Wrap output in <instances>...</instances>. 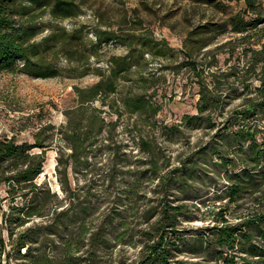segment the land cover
<instances>
[{"label":"rangeland","instance_id":"1","mask_svg":"<svg viewBox=\"0 0 264 264\" xmlns=\"http://www.w3.org/2000/svg\"><path fill=\"white\" fill-rule=\"evenodd\" d=\"M77 3V15L62 21L61 25L69 30L75 26H84L89 41L95 40L96 28L116 29L121 33L146 35L147 39L165 38L173 50L168 58L155 56L149 48L144 53L137 51L133 66L119 81L118 91L108 98L110 104L104 105L102 99L95 101V106L106 109V122L114 121L116 124L106 127L98 136L89 164L78 168L70 157L72 146L65 139L61 128L68 120L65 111L79 104L75 87H86L97 82L101 77L99 70L95 68L85 76H75V73L70 76L65 72L54 78L0 71V139L16 137L19 143L27 140L34 142L36 134L41 131L42 141L52 143L47 147L45 170L37 182L51 188V201L61 200V205L72 206L71 215L79 216L69 230L74 248L77 247V241L88 235V231L82 228L83 221L89 227H94L105 220L111 242L109 247L102 250L104 256L101 264H144L141 230L156 219L149 218V222H146L144 212L148 210L150 217L164 203V195L171 184L170 180L160 179V176L173 166L180 165L181 160L193 152H197V179H188L187 182L181 180L172 189L173 200L186 205L178 233L188 239L186 245L173 252L175 264H224L218 258L217 244L211 233V228L221 223L222 213L235 224L252 221L250 230L253 242L264 248L261 233V229H264V179H230L228 171L231 167L216 154L220 150L226 156L231 153L234 156L236 153L247 158L249 150L247 147L243 150L239 145H228L216 128H193L184 122L186 115L199 113L200 100L199 84L193 70L184 65L190 59L185 38L199 27L211 28L220 22L221 29L203 34L211 43L196 50L192 59L197 60L200 66H207L214 61L212 54L217 53V64L207 67L206 75L213 71H229L232 66L244 68L247 58L240 60L241 48L234 51L233 59L230 44L220 50L216 49L218 45L239 37L232 32L228 20L237 12L245 10V1L77 0ZM39 17L51 20L53 16L47 12ZM135 46L138 49L141 47L140 44ZM127 53V45L114 41L106 44L100 55L92 56L90 62L93 67L102 68L108 75L112 66L111 57ZM58 65L69 67L70 63L63 55ZM259 83L255 78L254 86ZM146 89L152 103L159 107L158 112L152 116L131 113L124 99ZM243 101L242 95L236 96L225 108V113ZM261 129L260 135L264 136V121ZM141 137L149 139L157 147L155 156L150 153L148 156V153L142 151ZM118 146L122 148L117 157L118 161H122L118 164L120 172L116 174V179H104L109 167L113 165L112 147ZM202 147L207 148V156L205 152L198 154ZM35 151L42 150L37 147ZM61 156L65 162L70 160L69 179H61L63 173L60 170L64 168L63 163L61 168L58 166ZM138 157H149V172L146 175L139 173L144 166L134 163ZM152 160L161 167L158 174L152 171ZM250 165L254 168V164ZM236 183H242V188L233 194ZM69 189L77 193L74 204H71L68 197ZM7 196L6 187H2L0 234L6 238L7 250L10 251L9 261L4 264H33L31 259L22 257L13 247L10 230L3 222L12 204ZM86 206L88 210L83 212ZM202 235L206 236L203 246L202 242L195 240ZM196 247H199V253L192 252ZM39 248L36 252L53 253L52 247ZM224 250L226 254L234 250L239 255L237 259L240 263L244 262L242 257L245 256L251 264H264V255L251 256L238 247L230 249L226 246ZM81 253L75 249L76 256Z\"/></svg>","mask_w":264,"mask_h":264},{"label":"trees","instance_id":"2","mask_svg":"<svg viewBox=\"0 0 264 264\" xmlns=\"http://www.w3.org/2000/svg\"><path fill=\"white\" fill-rule=\"evenodd\" d=\"M243 1L246 4L245 10L237 12L228 20L232 32L239 37L218 45L216 50L230 44L233 59L234 51L241 48L240 60L247 58L244 68L232 66L229 71H213L206 75V68L217 64V53L212 54L214 61L207 66H200L197 60L192 59L196 50L211 43L203 34L221 29L220 22L210 26L211 28L199 27L185 38L190 59L184 65L193 70L199 84L200 100L199 113L186 115L184 122L193 128H216L228 145H239L243 150L247 147V158L236 153L234 156L233 153L226 156L220 150L216 151L221 161L231 167L228 171L230 179H264V136L260 135L261 123L264 121V1ZM78 10L77 0H0V71L21 72L37 78H54L65 72L70 76L74 73L75 76H85L95 68L99 70L101 77L97 82L86 87H75L79 104L65 111L68 120L61 128L65 139L72 146L70 157L76 168L89 164L98 136L106 127L116 124L114 121L106 122V109L95 106V101L102 99L104 105L110 104L108 98L118 91L119 81L133 66L137 51L144 53L149 48L155 56L168 58L173 50L165 38L147 39L146 35L121 33L116 29L96 28L95 40L89 41L84 26H75L69 30L61 25L62 21L77 15ZM47 12L53 16L51 20L39 17ZM46 30L48 32L44 33ZM114 41L127 45L128 53L111 57L112 66L110 73L106 75L102 68L93 67L90 60L92 56L100 55L106 44ZM139 44L140 49L135 46ZM63 55L69 61V67L58 65ZM255 78L260 82L257 86H254ZM241 95L244 101L229 113H225L229 102ZM124 102L131 113L152 116L159 110L152 103L147 89L142 93L129 95ZM40 136L41 131L36 134L34 142L27 140L21 143L16 137L0 139V193L2 187H6L7 198L12 200L3 222L10 230L12 245L22 257L31 259L33 264H101L104 256L102 250L109 247L111 242L106 232V221L103 220L94 227H89L83 221L82 228L88 231V235L77 241V247L74 248L69 230L79 216L71 215L72 206L61 205V200L51 201V188L37 182L45 170L47 147L52 145L44 143ZM140 146L148 156L149 153L156 155L157 147L149 139L141 137ZM37 147L42 151H35ZM112 149L113 165L109 167L104 179H116V174L120 172L118 164L122 161H118L117 157L122 148L118 146ZM204 152L207 156L206 147L198 150V154ZM196 154L197 152L191 153L181 160L180 165L173 166L160 176V179L170 180L171 185L164 195V203L150 217L148 210L144 212L146 222H149V218L152 220L156 217L148 227L141 230L144 264H175L172 259L173 252H177L188 242L187 236L183 237L178 233V225L186 205L173 200L172 189L181 180L187 182L188 179H197L199 170L195 161ZM62 163L64 168L60 170L63 173L61 179H69L70 160L65 162L61 156L59 168ZM134 163L144 166L139 173L146 175L149 172V157H138ZM250 164H254V168ZM260 167L262 169L259 173ZM160 169L158 162L152 160L154 174H158ZM241 188L242 183H236L233 194H237ZM68 197L71 204H74L77 193L69 189ZM87 208L88 206L83 207V212H87ZM221 215V223L212 227L211 233L217 244L218 258L224 264H251L245 256L242 257L244 262L240 263L237 259L239 255L234 250L226 254V246L230 249L238 247L251 256L264 255V248L253 242L250 230L252 221L235 224L225 213ZM261 233L264 237V229H261ZM205 237L202 235L195 240L202 242L203 246ZM44 246L52 247L53 253L36 252L39 247ZM0 247V262L4 264L9 261L10 251L7 250L6 238L2 233ZM196 248L193 253L200 252L199 247ZM75 249L82 252L81 255L76 256Z\"/></svg>","mask_w":264,"mask_h":264},{"label":"bare ground","instance_id":"3","mask_svg":"<svg viewBox=\"0 0 264 264\" xmlns=\"http://www.w3.org/2000/svg\"><path fill=\"white\" fill-rule=\"evenodd\" d=\"M54 161V160H53ZM55 162V161H54Z\"/></svg>","mask_w":264,"mask_h":264}]
</instances>
